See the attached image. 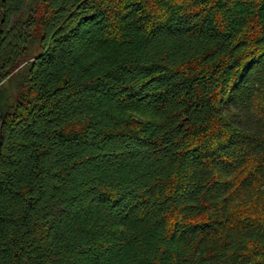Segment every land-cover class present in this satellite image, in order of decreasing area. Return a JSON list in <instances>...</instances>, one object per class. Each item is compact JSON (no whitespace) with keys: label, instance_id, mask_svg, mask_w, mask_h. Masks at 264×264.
Instances as JSON below:
<instances>
[{"label":"trees","instance_id":"obj_1","mask_svg":"<svg viewBox=\"0 0 264 264\" xmlns=\"http://www.w3.org/2000/svg\"><path fill=\"white\" fill-rule=\"evenodd\" d=\"M0 264H264V0H0Z\"/></svg>","mask_w":264,"mask_h":264},{"label":"rangeland","instance_id":"obj_2","mask_svg":"<svg viewBox=\"0 0 264 264\" xmlns=\"http://www.w3.org/2000/svg\"><path fill=\"white\" fill-rule=\"evenodd\" d=\"M36 48H35V43L34 44H32L31 45V49H30V55H31V53H33V51L35 50ZM25 63H26V61L25 62H23V63H21L17 68H15L14 70H13V72L14 71H20V70H22V68L25 66ZM132 116V115H131ZM134 116V115H133ZM132 116V117H133ZM135 117L136 118H138L139 116L138 115H135Z\"/></svg>","mask_w":264,"mask_h":264}]
</instances>
